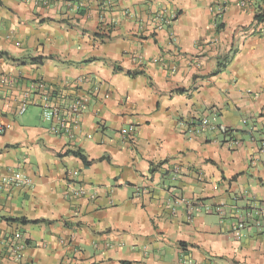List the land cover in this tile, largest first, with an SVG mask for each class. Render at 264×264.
Returning <instances> with one entry per match:
<instances>
[{"label": "crops", "instance_id": "1", "mask_svg": "<svg viewBox=\"0 0 264 264\" xmlns=\"http://www.w3.org/2000/svg\"><path fill=\"white\" fill-rule=\"evenodd\" d=\"M0 80V264H264V0H0Z\"/></svg>", "mask_w": 264, "mask_h": 264}, {"label": "built area", "instance_id": "2", "mask_svg": "<svg viewBox=\"0 0 264 264\" xmlns=\"http://www.w3.org/2000/svg\"><path fill=\"white\" fill-rule=\"evenodd\" d=\"M245 4L242 3L241 7H244ZM226 7L224 5L216 6L213 17L220 18L225 13ZM156 18L161 22H169L174 18L170 16L165 18L162 14H156ZM162 26L158 23L157 30H161ZM153 63H157V59L152 60ZM4 80H0V82ZM43 87V85H41ZM40 87V88H41ZM38 106L42 111V118L45 122L49 123V130L55 135H60L63 138H68L69 140H75L78 137V132L80 129V118L86 109L87 99L83 97H73L69 100L65 107H61L60 98H54L48 95L47 93H40L38 95ZM26 101V100H25ZM26 103L23 102L19 107V113L22 114L26 110ZM185 129V124L181 125ZM189 134H198L200 131L208 130L210 132H215L218 130V127L213 123L209 122L207 118H202L198 125H188L185 129ZM2 128L0 127V133H2ZM133 132V126L129 125L127 131H122L123 138H129ZM89 138V136H87ZM264 141V132L262 135ZM233 144H237L236 141H233ZM7 183L9 185L20 187L24 185H29V180L23 178L21 175L16 174L11 176ZM83 191H78V194H82ZM187 212H190L192 207L188 206ZM243 228V223L238 222L233 228V234L236 238H239L240 231Z\"/></svg>", "mask_w": 264, "mask_h": 264}, {"label": "trees", "instance_id": "3", "mask_svg": "<svg viewBox=\"0 0 264 264\" xmlns=\"http://www.w3.org/2000/svg\"><path fill=\"white\" fill-rule=\"evenodd\" d=\"M221 131H224V130H221ZM226 132V131H225ZM73 155H75V156H78V157H80V159L82 160V161H84V158H83V156L81 155V154H79V153H73ZM7 222H20V223H22V224H25V223H30V222H28V221H26V220H24V219H7L6 220Z\"/></svg>", "mask_w": 264, "mask_h": 264}]
</instances>
